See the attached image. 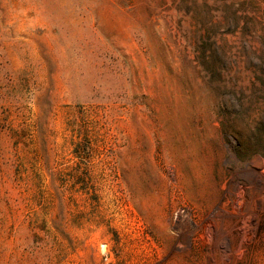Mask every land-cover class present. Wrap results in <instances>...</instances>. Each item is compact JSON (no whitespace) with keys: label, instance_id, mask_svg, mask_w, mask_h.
Listing matches in <instances>:
<instances>
[{"label":"rangeland","instance_id":"1","mask_svg":"<svg viewBox=\"0 0 264 264\" xmlns=\"http://www.w3.org/2000/svg\"><path fill=\"white\" fill-rule=\"evenodd\" d=\"M0 264H264V0H0Z\"/></svg>","mask_w":264,"mask_h":264}]
</instances>
